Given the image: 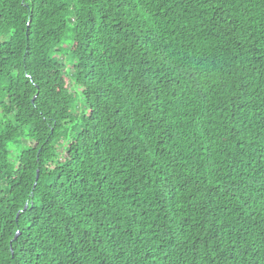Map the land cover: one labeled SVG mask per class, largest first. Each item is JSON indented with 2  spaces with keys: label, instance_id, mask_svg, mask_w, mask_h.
<instances>
[{
  "label": "trees",
  "instance_id": "16d2710c",
  "mask_svg": "<svg viewBox=\"0 0 264 264\" xmlns=\"http://www.w3.org/2000/svg\"><path fill=\"white\" fill-rule=\"evenodd\" d=\"M0 264H264V0H0Z\"/></svg>",
  "mask_w": 264,
  "mask_h": 264
},
{
  "label": "rangeland",
  "instance_id": "374dc122",
  "mask_svg": "<svg viewBox=\"0 0 264 264\" xmlns=\"http://www.w3.org/2000/svg\"><path fill=\"white\" fill-rule=\"evenodd\" d=\"M65 59H66V61L69 60V54H68V53H66V57H65Z\"/></svg>",
  "mask_w": 264,
  "mask_h": 264
}]
</instances>
